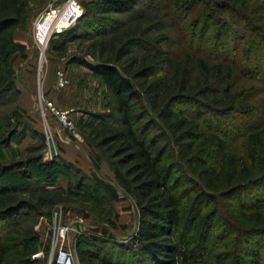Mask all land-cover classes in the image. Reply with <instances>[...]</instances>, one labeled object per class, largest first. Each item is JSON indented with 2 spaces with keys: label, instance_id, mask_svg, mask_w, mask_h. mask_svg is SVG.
<instances>
[{
  "label": "trees",
  "instance_id": "trees-1",
  "mask_svg": "<svg viewBox=\"0 0 264 264\" xmlns=\"http://www.w3.org/2000/svg\"><path fill=\"white\" fill-rule=\"evenodd\" d=\"M263 3L168 0L179 16H192L188 28L181 32L186 53L177 60L169 51L149 47L150 42L143 39L147 32L139 27L116 35L110 29L107 43H97L100 56L107 57L86 66L114 96L115 110L121 116L118 123L123 129L99 132L101 140L96 146L111 150V157L117 161H111L110 167L140 211L139 231L129 251L130 264H264L263 252L244 239L247 246L238 248V252L212 253L209 262L201 260L210 239L209 231H204L209 216L202 214L197 205L210 200L215 203L217 196L225 194L239 201L238 220L247 226L246 232L237 230V238H264V209H258L259 196L253 197L254 211H246L248 206L241 199L243 194L264 186V121L250 125V119L258 114L250 99L256 87L250 84L264 85V15L257 9ZM28 5L27 0H0V99L14 89L12 65L26 59V48L15 42L14 30L24 23ZM141 5L143 0H97L94 6L97 20L105 26L108 18L102 14L127 13ZM161 22L149 21V25L159 28ZM66 32L52 39L64 38ZM141 40L148 44L149 55L139 60L133 57V50ZM107 48L109 54H105ZM88 54L95 58L92 52ZM123 58L129 67L122 69L118 64ZM133 62H139V68L132 78L129 70ZM166 69L168 75L162 76ZM179 104L197 106L198 111L193 115L185 113L176 109ZM17 112L13 117L19 120ZM205 114L245 117L237 145L230 146L228 134L205 122ZM108 119H112L110 115ZM154 128L162 133L163 141L155 139L151 133ZM183 167L200 181L189 179ZM185 180L194 185L185 187ZM101 186L112 200H117L115 191ZM15 195L14 189L0 187V220H10L19 208L30 206ZM35 241L32 229L20 231L16 222L11 223L0 236V264H44L31 260ZM92 241L105 243L97 237ZM260 247L264 250V245ZM47 251L48 247L42 249L43 254ZM85 255L87 252H79L80 264H94ZM99 262L96 264H115L104 259Z\"/></svg>",
  "mask_w": 264,
  "mask_h": 264
},
{
  "label": "rangeland",
  "instance_id": "rangeland-1",
  "mask_svg": "<svg viewBox=\"0 0 264 264\" xmlns=\"http://www.w3.org/2000/svg\"><path fill=\"white\" fill-rule=\"evenodd\" d=\"M27 1L29 5L25 21L14 30L15 42L26 48V59H18L12 65L14 89L0 99V187L8 186L14 189L15 198L29 202L30 206L19 208L17 215L10 220H0V236L15 222L20 231L32 229L36 238V254L48 247L54 226L59 223L69 224L73 229L69 245L74 252L75 264H80V251L87 252L86 260L92 258L91 262L94 264L100 263L101 259L115 264H130L132 255L129 251L140 227L139 205L135 199L125 194L112 171L110 162L117 160L111 157V150L106 146L100 150L96 146L101 140L99 132L123 129L118 123L121 116L115 110L114 96L86 65L98 63L107 57L100 56L97 43H107L111 37L110 29H114L116 32L112 35H116L125 29L136 27L147 32L143 39L150 42L149 47L169 51L177 60L186 53L185 36L181 32L188 28L192 16H184L183 13L179 16L169 6L168 0H143V5L130 12L102 14V17L108 18L107 26H104L96 18L97 8L94 5L97 0H81L85 18L65 31L64 38L50 41L47 51V75L44 81L46 98L54 102L58 109L69 113L73 127L70 131L63 130L51 119H47L49 122L43 124L36 110L37 53L32 43L31 25L51 0ZM257 9L263 16L264 3ZM149 21L155 24L162 21V26H150ZM165 26L167 28L163 29ZM161 28L162 30H159ZM215 29L217 30V27ZM144 40L136 44L133 50V57L139 60L142 56L149 55L148 44L144 45ZM155 41L157 42L154 43ZM89 52L95 54V58L89 55ZM109 53L107 48L105 54ZM133 63L134 66L129 70V76L132 78L139 68V62ZM128 64L126 58H123L118 65L123 69ZM59 68L65 70L68 85L65 89L55 90L54 73ZM168 70L166 69L162 76H167ZM250 85L256 87L250 94V99H253L258 109V114L250 119V125H259L264 121V85L258 82ZM157 101L160 106L162 98ZM176 109L191 115L198 111V107L194 105L179 104ZM16 110L19 120L13 117ZM108 115L112 119H108ZM152 115L155 117L156 114ZM244 118L236 114L227 118L205 114L204 119L205 122L212 123L213 127H219L225 135L228 134L229 145L235 146L242 137L239 130ZM151 131L155 134V139L163 141L162 133L158 129ZM73 133L77 137H74ZM175 150L178 151L177 146ZM177 162L182 164V161ZM183 171L193 182L200 181L187 167H183ZM184 183L185 187L194 185L186 180ZM102 184L117 193V200L110 198L103 190ZM251 193L241 196L243 203L248 206L246 211H254L255 195H258L261 201L258 209L263 210L264 186ZM210 201L197 204L201 213L209 216L204 223V231H209L210 239L201 260L209 262L212 253L231 255L234 251L238 252V248L247 246L243 239L250 241L252 248L261 250L264 257V250L260 247L261 244L264 245V238L244 235L237 238L238 229L245 232L247 230L244 221H239V201L230 200L225 194L217 196L215 203ZM94 237L102 239L105 243L93 244ZM37 261L47 264L48 258L44 254Z\"/></svg>",
  "mask_w": 264,
  "mask_h": 264
},
{
  "label": "built area",
  "instance_id": "built-area-1",
  "mask_svg": "<svg viewBox=\"0 0 264 264\" xmlns=\"http://www.w3.org/2000/svg\"><path fill=\"white\" fill-rule=\"evenodd\" d=\"M83 14L84 8L80 0H51L46 9L37 15L31 25L32 43L37 53L35 71L36 110L43 124H47V122H49L47 119H51V121H55L63 130L70 131L73 130V127L69 118V113L58 109L54 102L46 98L44 81L48 65L47 51L52 38L74 26ZM54 76V89H65L68 85L65 70L62 68L57 69ZM73 134L74 137H77L75 133ZM72 233L73 229L69 224L59 223L52 228L48 251L45 254L48 258L47 264L76 263L74 252L69 245ZM43 256V252L36 253L31 256V260H38Z\"/></svg>",
  "mask_w": 264,
  "mask_h": 264
},
{
  "label": "crops",
  "instance_id": "crops-1",
  "mask_svg": "<svg viewBox=\"0 0 264 264\" xmlns=\"http://www.w3.org/2000/svg\"><path fill=\"white\" fill-rule=\"evenodd\" d=\"M50 71V70H49ZM46 75H47V73H46Z\"/></svg>",
  "mask_w": 264,
  "mask_h": 264
}]
</instances>
